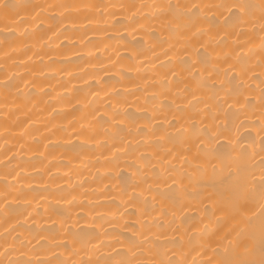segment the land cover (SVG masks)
<instances>
[{
    "label": "bare ground",
    "instance_id": "bare-ground-1",
    "mask_svg": "<svg viewBox=\"0 0 264 264\" xmlns=\"http://www.w3.org/2000/svg\"><path fill=\"white\" fill-rule=\"evenodd\" d=\"M11 2L22 6L23 19L9 27L0 19L3 264H114L135 259L133 252L146 260L203 264L213 257L212 248L222 253L229 249L236 222L226 215L218 222L222 214L212 216L207 201L202 203L195 193L200 185L215 183L227 199L230 185L221 181L235 172L227 158L235 160L242 152L254 154L251 164L258 181L264 146L260 68L245 80L250 105L242 96L232 108L217 109L213 89L220 82L209 78L208 87L198 89L180 64L189 57L195 61L203 49L183 47L170 34L174 26L165 19L167 13L152 7L192 0ZM64 3L109 7L63 16L58 9L33 8ZM258 15L243 34L238 30L210 49L213 57L240 49L258 65L264 56ZM165 79L171 81V91L162 88ZM185 97L196 118L180 124L192 140L176 145L173 154L184 155L173 159L168 155L173 144L160 140L152 128L159 129L165 116L171 120L167 105L177 100L183 107ZM114 113L118 117L110 119ZM163 127H168L166 121ZM120 128L125 129L123 141L113 139ZM173 166L176 172L169 171ZM180 173L183 184L173 185L172 177L179 181ZM184 193L192 197L177 205L169 199ZM146 241L151 243H142Z\"/></svg>",
    "mask_w": 264,
    "mask_h": 264
},
{
    "label": "snow or ice",
    "instance_id": "snow-or-ice-1",
    "mask_svg": "<svg viewBox=\"0 0 264 264\" xmlns=\"http://www.w3.org/2000/svg\"><path fill=\"white\" fill-rule=\"evenodd\" d=\"M21 7L19 4L12 3L11 0H0V19L5 22V27H9L11 23L19 24L21 22L23 19L19 11ZM36 7L41 8V10L45 7L54 10L58 9L60 10V15L63 16L65 12H81L82 10H93L109 6L64 3L33 6L34 9ZM111 7L134 8L135 6L112 5ZM152 7L158 8L161 13H167L165 19H168L170 26H174L171 28L170 34L178 41H182L183 47L186 49L188 47L203 49V51H197L195 61L189 57L181 60L180 64L181 67L188 71L193 81L196 82L198 89L207 88L209 78H212L213 83L216 81L220 82L221 87L213 89L214 98L218 97L216 99L217 109H221L223 105L232 108L235 104L241 102L240 97L242 96L244 97L245 105L251 104V100L248 99L250 93L245 91V80L249 73L255 74L257 67L260 68L259 76L264 77V56H262L258 65H253L249 59L245 58L247 54H240L242 51L240 49H234L231 54H225L223 57L216 56L215 58L212 55V51L219 44L225 43L238 30L240 34H243L248 24L257 18V14H259L260 27L264 30V0H258V2H252V0H210V2L202 0V2H196V0H192L191 3L186 4L169 3L166 6L153 5ZM38 15L39 13H37ZM132 15L135 16L136 13L133 12ZM18 17L20 19H17ZM72 22L74 23L75 21ZM205 23L209 25L208 28L202 26ZM213 29H215V32H213ZM261 52L264 53V36L261 38ZM221 60H223V63H221ZM196 64H199L200 67L193 70ZM172 75L175 76L174 70ZM221 77L223 79H220ZM170 83L171 81L165 79L161 86L165 91H171L168 87ZM261 85L259 104L261 110L264 111V79L261 80ZM221 92L223 93L222 96L219 95ZM191 95L195 97L196 92H192ZM155 96L156 93H153L154 98ZM179 96L180 94L177 93L178 98ZM184 99L187 102L183 107L180 103H177V100H173L171 104L167 105L169 111L172 112L171 120H168L167 116H165V120L160 122L161 127L159 129L154 126L152 128L153 133L160 140L173 144L174 147L168 150V155L172 156L173 159L184 155L182 152L174 155L175 146H183L192 140V135L186 136V130L180 124L181 120H195L196 118L195 114L191 112L192 101L187 99V97ZM174 105L175 109L173 111ZM117 117L118 113H114L110 119H116ZM165 121L168 124L167 128L163 127ZM83 127L84 125L82 124L81 128L83 129ZM173 128L177 129V131H171ZM127 131L130 136L132 129ZM136 131L139 132L140 130L137 129ZM124 132V128L117 129L113 133V139L119 137L123 141L126 139ZM199 151H202V149ZM184 158L187 162V156H184ZM227 159L230 161L229 166L235 167V172L234 176L230 174L229 177L221 181V184L228 183L230 185L231 195L225 199L223 193L216 191V184L212 183L200 185L199 187L202 190L195 193V198L200 199L202 203L205 200L207 201L206 208L211 209L212 216H217V213L222 214L217 217L218 222L224 218V215L235 221L236 226L232 229V233L236 239L234 243H231L230 248L223 253L217 248H212L213 257H210L203 264H264V146L261 148L260 160L257 162L259 167L258 181L255 172L252 170L255 165L251 164L254 154L249 155L247 152H242L235 160L231 156H228ZM169 171L176 172L177 170L173 166ZM179 175V181L172 177L171 183L173 185L177 183L183 184L184 176L182 173ZM188 179H191V174H189ZM172 191L175 192V189H172ZM185 197L191 198L192 194L174 195L170 196L169 199L174 205H177ZM172 215H175V211L172 212ZM214 234L218 235V233ZM101 243H103L102 240ZM142 243L150 244L151 242ZM99 246V244L96 245V247ZM131 246L132 248L137 246L135 241L131 242ZM202 254L207 255V252ZM133 255H135V259L125 258L114 261V264H186V261L183 260H173L171 258L167 261L146 260L134 252ZM0 264H3L2 260H0ZM8 264H18V262L9 260Z\"/></svg>",
    "mask_w": 264,
    "mask_h": 264
}]
</instances>
